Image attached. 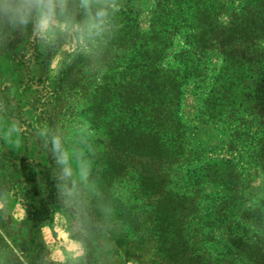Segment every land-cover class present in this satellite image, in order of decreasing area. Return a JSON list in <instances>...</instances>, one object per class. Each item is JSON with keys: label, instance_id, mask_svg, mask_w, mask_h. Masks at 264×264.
Instances as JSON below:
<instances>
[{"label": "trees", "instance_id": "trees-1", "mask_svg": "<svg viewBox=\"0 0 264 264\" xmlns=\"http://www.w3.org/2000/svg\"><path fill=\"white\" fill-rule=\"evenodd\" d=\"M174 6L173 19L167 18L170 23L159 30L150 63L129 60L116 77L104 78L108 88L97 84L96 77L88 86L80 84L83 77L79 80L75 72V88H83L79 99L91 111L93 128L98 129L104 98L116 104L112 126L99 127H107L110 142L86 157L89 170L75 180V199L52 164L47 172L32 169L35 180L23 185L24 193L14 194L34 236L57 209L75 206L80 218L75 239L85 244L84 264H106L99 261V239L109 241L111 252L125 263L264 264L263 215L253 207L237 213L250 170L264 179V0H239L236 7L217 11L206 8L204 0H175ZM222 15L227 16L225 23L220 22ZM175 35L184 37L186 48L169 65L165 59ZM212 53L220 57V69L232 68L228 81L236 75L248 84L237 107L227 103L232 95L225 93L220 77L208 92L195 86L201 120L219 123L227 134L221 158L197 151L196 128L180 114L185 86L204 74ZM50 57L47 51L35 58L46 66ZM84 58L91 65L90 56L81 53L75 55V69L84 65ZM58 81L71 79L61 73ZM52 94V101L40 102L39 97L35 103L41 113L48 114L46 106L52 109L58 101L60 95ZM253 97L261 102L257 112L248 106ZM221 100L222 107L215 105ZM2 115L13 112L0 110ZM125 180L132 181L133 190L119 199L116 188ZM11 227L0 214V264H48L37 260L40 243L33 235L23 245H10Z\"/></svg>", "mask_w": 264, "mask_h": 264}, {"label": "rangeland", "instance_id": "rangeland-1", "mask_svg": "<svg viewBox=\"0 0 264 264\" xmlns=\"http://www.w3.org/2000/svg\"><path fill=\"white\" fill-rule=\"evenodd\" d=\"M174 2L0 0V110L13 112L12 116H0V214L12 226L10 245H23L31 235L34 236V231L30 232L27 223L24 224L25 208L17 194L14 196L17 191L24 193L23 185H30L35 180L31 170L47 172L50 164L54 165L56 171L63 174L68 194L75 199V180L85 177L89 170L86 157L101 151L110 142L107 127L112 126L116 104L104 98L98 129L93 128L91 111L86 109L85 101L79 99L83 88H75V72H78L76 78L79 80L83 77L80 84L88 86L87 82L96 77L97 84L106 86L105 79L120 74L121 67L129 60L140 63L149 59L147 62L150 63L159 30L165 23H170L167 18L173 19L170 11L175 8ZM238 4L239 0H204V6L210 11L223 6L234 8ZM100 12H103L102 16L98 15ZM42 16L47 21L46 31L40 28ZM226 21L227 16L222 15L220 22ZM185 48L184 37L175 35L165 61L173 65L174 56ZM47 51H51L49 64H39L36 53ZM81 53L90 56L91 65L87 66L89 59L84 58V65L75 69V55ZM220 65V57L212 53L205 63L204 74L185 86L180 104L181 117L196 128L197 151H204L213 158H221L226 152L227 134L219 123L201 120L198 111L201 103L196 95L199 88L195 89V86L201 85V90L208 92L218 76L226 83L225 93L233 97L227 99V103L231 101L232 107H237L238 101L243 99L240 95L248 85H243L236 75L235 80L228 81L233 70L229 67L220 69ZM61 73L71 81L59 83ZM31 78L33 82L29 80ZM39 82L43 85L36 86ZM193 91H196L195 95ZM53 92L60 95L58 101H54L52 109L46 106L48 114L41 113L35 103L39 97L40 102L52 101ZM256 97L248 104L256 107L254 112L261 106ZM224 101H217L215 105L219 103L222 107ZM103 124L107 127L99 128ZM51 125L55 127L54 131L49 127ZM132 190V181L125 180L117 186L116 195L125 199ZM237 201H240L239 216L243 214L242 209L253 207L264 217V179L258 171L250 170L247 188ZM79 219V213L75 214V206H72L57 209L51 222L39 224L33 240L40 243L37 260L48 264H84L85 244L83 240L75 239V234L80 231ZM96 246L101 262L137 264L133 260L125 263L121 256H115L106 239H99ZM17 253L20 255L21 251L18 249Z\"/></svg>", "mask_w": 264, "mask_h": 264}, {"label": "clouds", "instance_id": "clouds-1", "mask_svg": "<svg viewBox=\"0 0 264 264\" xmlns=\"http://www.w3.org/2000/svg\"><path fill=\"white\" fill-rule=\"evenodd\" d=\"M98 15L102 16L103 12L98 13ZM40 28H41V31L47 30V21L44 19L43 16L41 17V20H40Z\"/></svg>", "mask_w": 264, "mask_h": 264}]
</instances>
